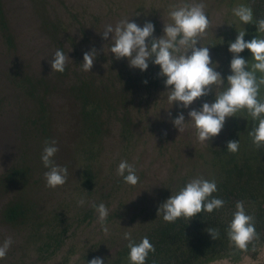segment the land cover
<instances>
[{
	"label": "trees",
	"instance_id": "trees-1",
	"mask_svg": "<svg viewBox=\"0 0 264 264\" xmlns=\"http://www.w3.org/2000/svg\"><path fill=\"white\" fill-rule=\"evenodd\" d=\"M36 3L39 29L51 45V60L57 49L66 56L69 53L65 44V37L68 36L66 32L73 29L72 23L82 24L80 16L71 14L74 22L67 23L61 18L63 15L48 9L44 0H37ZM229 3L230 7L246 4L252 8L254 19H264V0H229ZM4 5V1L0 0V40L5 50L14 51L16 37L11 32ZM231 26L228 31L219 32L216 49H228V42L234 41L237 32L241 31L246 32L245 40L255 36L264 38V33L257 32L254 24L240 22L238 26L234 21ZM75 44L71 43V50L73 54L76 51L77 58L73 65L66 61L63 73L52 71L51 66L42 68L37 74L23 71L16 73L14 69L8 71L10 86L16 90L17 98L14 99L13 95L10 99L0 97V117L7 119L9 133L13 136V145L6 155L8 161L0 166V225L8 227L15 235L10 236L13 243L4 258L10 261L16 257V261H19L24 257L30 258L27 254L32 252L35 254L32 258L41 263L55 261L54 264H69L77 258V264H87L98 256L105 260V264H130L128 240L123 238L125 232L130 233L131 239L136 242L146 236L153 244L155 252L149 253L146 264H209L224 259L238 262L243 257L255 258L264 247V147L257 148L248 135L253 120L247 111H237L235 116L229 118L219 143L198 151L195 167L180 178L172 190V194H175L198 176L215 180L217 192L213 195L225 201L221 209L212 213L202 212L190 220L181 217L173 223L165 222L162 214L157 215L159 206L171 195L165 192L156 203L155 200L149 206L144 205L139 215H124L122 212L129 204L120 203L114 208V202L120 197L122 187L126 186V196L127 189L133 190L135 185L125 183L117 174V168L122 159L128 156L125 152L130 151L137 142L134 133L137 123L134 116L130 115L129 107H132L142 80L131 77L132 70H139L131 68L128 72L126 65H119L117 71L107 68L110 72L106 74L102 73L99 66L84 71L80 65L83 55ZM240 55L249 60L250 67V52L246 49ZM97 59L101 60L100 54H97ZM220 63L221 68L224 67L220 70L224 81L217 88L213 85L215 92H210L200 100L213 102L215 94L218 95L227 87L228 60ZM133 75L137 76L135 73ZM151 76L147 80L152 82ZM104 78L113 80H107V85ZM62 94L65 98H62ZM52 98L64 100L60 114H63V108L66 110L65 106L71 100L75 104V140L78 138L79 143L71 148V153L83 156L85 163L76 184L77 192L68 194L70 196L64 200L65 203L46 208L42 204L40 191L48 190L43 176L47 169L40 156L45 141H56L58 127L61 129L57 126L60 121L53 110ZM259 98L264 99V86L260 89ZM110 124L121 130V140L115 137L113 140L124 145L121 147L124 152L120 151L123 154L116 157L108 153L103 144ZM2 138L0 135V140ZM229 140L239 141L237 152L227 150ZM103 154L105 163L108 164L110 160L109 167L104 170V161L99 160ZM80 200L84 201L83 205L78 203ZM238 201L243 202L245 211L254 217L258 233V238L251 242L248 251L236 249L226 235V228ZM101 202L108 209L107 233L102 230L94 208ZM135 203L132 201L131 205ZM123 226L128 229L118 235ZM115 227L121 228L116 230ZM209 227L218 229L219 235L215 239L207 232ZM111 250L113 252L110 253Z\"/></svg>",
	"mask_w": 264,
	"mask_h": 264
},
{
	"label": "rangeland",
	"instance_id": "rangeland-1",
	"mask_svg": "<svg viewBox=\"0 0 264 264\" xmlns=\"http://www.w3.org/2000/svg\"><path fill=\"white\" fill-rule=\"evenodd\" d=\"M8 13L9 26L12 34L16 37V45L14 51H7L2 45L3 41L0 40V97L10 99L17 98L13 86H10V80L8 79V71L15 70L16 73L21 71L37 74L44 67L50 66L52 51L46 41L44 34L39 29V23L37 20V0H3ZM47 3L48 9L52 12H58L63 15L61 18L67 23H72L70 15L75 13L76 17H79V23H72V30L66 32L67 38L65 37V44L69 50L66 53L70 59V65L74 64V59L77 58L76 51L73 54L71 50V43L76 42V49L81 52V56L85 51L90 48H95L98 54L101 55L100 59H95L92 67L99 66L102 69V73L106 74L110 72L107 68H112V71H117L119 65H126L128 72L129 68L126 59L117 60L109 52L112 41L105 40L102 38V32L107 25L115 27L121 20H134L137 24L142 25L146 20L151 21L155 25L156 37H160L163 34L164 24L171 22L169 12L176 8L184 5L185 3L200 2V0H44ZM205 4V11L209 19V25L205 32L201 34L198 39L197 47L209 46L210 55L214 62H217V71L220 72L221 61L228 60L227 71L230 74V60L232 54L229 53L228 49L220 47L216 49V37L219 32L231 29L233 22L240 24L239 20L235 19L232 14L234 7L228 6L229 0H203ZM75 5V6H74ZM80 6H83L82 8ZM39 8V7H38ZM234 17V18H233ZM110 39V37H109ZM64 40V39H63ZM214 46V47H212ZM218 50V51H217ZM15 52L14 54H8ZM217 54H216V53ZM66 55V57H67ZM80 56V54H78ZM83 60V57H82ZM15 63V64H14ZM149 63V68L145 72H136L132 70L131 77H136L137 80L141 81L139 91L134 95V101L131 108V116L136 119V134L137 142L130 149L125 152L128 156L124 159L131 164L137 176L141 174L138 183L134 186L133 190H129L124 196L125 187L121 188L120 197L115 200L114 208L118 207L120 203L128 205L127 208L122 212L124 215H139L141 208L144 205H148L160 198L165 192L172 193L177 181L180 178L188 175L190 171L195 167L197 161L196 154L200 150H204L210 144L219 143L224 133V127L220 134L212 138L208 142H200L196 136V130L191 123H186L184 130L179 132L172 126L171 120L178 112L183 111L186 122L188 121V111L192 108L199 109L203 102L211 103L209 100L197 99L189 109L178 108L175 104H171L167 100V93L165 92V86L163 83L164 78L158 75L159 66L154 67ZM94 71V69H93ZM226 71V70H224ZM14 72V73H15ZM100 73V71H99ZM135 73L134 76L133 74ZM221 73V72H220ZM13 74V73H12ZM152 74V76H151ZM114 75V74H113ZM151 76L152 82L147 80ZM222 76V73H221ZM153 79H155L153 81ZM105 83L107 80H113L111 78H104ZM147 81V84L143 81ZM122 85V81L120 83ZM119 84V85H120ZM222 84L219 83L215 87H219ZM10 86V87H9ZM215 87L212 86L215 92ZM117 91V87L114 88ZM62 98H65L62 94ZM2 99V98H1ZM63 99L59 101L56 98H52V106L55 113L59 116L60 123L58 122V135L56 145L58 152L55 154L54 160L57 165L67 167L68 175L66 182L55 188L48 187V190H41V196L43 197L44 206L55 207L65 203L64 200L69 198L77 192V181L79 180L81 170L84 166V157L81 155L74 156L71 153V148L79 143L77 137L75 120H77L74 103L71 100L66 110L63 108V114H60ZM69 101V100H68ZM63 107V106H62ZM6 110V108H5ZM170 113V115H169ZM66 118V119H64ZM230 118V117H229ZM226 119V122L229 120ZM225 122V123H226ZM116 125V122L113 121ZM110 124L107 135L104 140V148L107 149L108 153L113 154L115 157L120 153L124 152L123 143H119L114 139H120L119 134L121 130H117L116 127ZM0 135L3 136L0 140V166L7 163L6 155L8 154L11 146L13 145V136L8 130V121L0 117ZM112 137V138H111ZM111 138V139H108ZM121 140V139H120ZM121 145V146H120ZM120 147V148H119ZM123 150L122 152H120ZM123 154V153H122ZM108 157V156H106ZM109 158V157H108ZM114 158V157H113ZM104 161V154L99 159ZM104 161V170L109 167ZM103 166V165H102ZM194 166V167H193ZM45 173V172H44ZM43 173V176H44ZM162 192V193H161ZM82 196H80L81 198ZM73 199L74 197L71 196ZM143 199V201H142ZM89 200L88 202H91ZM136 202L131 205V202ZM87 202V203H88ZM129 202V203H128ZM140 202V203H138ZM141 209V210H140ZM97 223V222H95ZM127 226V225H125ZM123 226L115 227L117 230L121 228L118 235L128 227ZM132 231V230H131ZM14 232L8 227L0 225V243L6 238L14 236ZM19 236V235H18ZM20 237V236H19ZM118 237V236H117ZM20 240V238H19ZM11 248V247H10ZM113 252L112 250L110 253ZM30 258H21L16 261V257L10 261L6 258L0 259V264H54L55 261L48 263H41L34 260L32 257L35 255L32 252L27 254ZM32 259V260H30ZM69 264H77V258L72 259ZM209 264H264V247L260 250L255 258L243 257L238 262H232L229 260H218Z\"/></svg>",
	"mask_w": 264,
	"mask_h": 264
},
{
	"label": "clouds",
	"instance_id": "clouds-1",
	"mask_svg": "<svg viewBox=\"0 0 264 264\" xmlns=\"http://www.w3.org/2000/svg\"><path fill=\"white\" fill-rule=\"evenodd\" d=\"M232 14L241 24H254L257 32L264 33V19H254L250 6L242 3L232 9ZM169 16L171 22L164 24L160 37L154 35L155 25L151 21L146 20L140 25L134 20L125 19L115 27L107 25L102 38L112 41L109 52L117 60L126 59L130 68L143 73L148 70L150 62L153 66H159L158 75L164 78L167 100L178 108L189 109L197 99L209 95L213 91L212 86L223 82L224 78L216 70L217 67H213L217 62L212 60L209 46L197 47L198 37L209 25L203 0L176 7L169 12ZM237 33L235 40L228 42L232 58L229 64L230 74L226 77L227 87L218 95L215 94L213 102L205 101L199 109L192 108L188 111L187 122L183 111H180L172 118L171 123L179 132L184 130L186 123H191L198 141L203 143L220 134L227 118L235 116L237 111L246 110L253 120V127L248 135L252 143L260 148L264 147V99L259 98L260 89L264 86V38L255 36L251 40H245V31ZM246 49L251 54L250 67L249 60L240 55ZM97 54L95 48L83 53L80 65L84 71H90ZM66 59H70L69 56L66 57L62 50L57 49L50 63L52 71L63 73ZM143 83L147 84V81ZM226 147L229 152L235 153L239 150V141L229 140ZM57 152L56 142L46 140L40 159L47 169L44 177L50 188L63 185L68 175L67 167L55 163ZM117 174L127 184L138 183L139 177L134 167L126 160L119 163ZM216 192L215 180L194 177L178 192L171 193L159 206L157 215L162 214L163 221L173 223L181 217L190 220L202 212L212 213L225 205L222 198L213 195ZM78 203L83 205L84 201L80 200ZM94 208L102 230L107 233L106 205L101 202L94 205ZM207 232L212 239L219 235L215 228L209 227ZM226 235L229 242L241 251H248L251 242L258 238L254 217L245 211L243 202L236 203ZM123 238L128 240L130 264H146L149 253L155 252L146 236L136 242L131 239L130 233L125 232ZM12 243L11 238L0 243V259L7 255ZM87 264H105V260L97 256Z\"/></svg>",
	"mask_w": 264,
	"mask_h": 264
}]
</instances>
